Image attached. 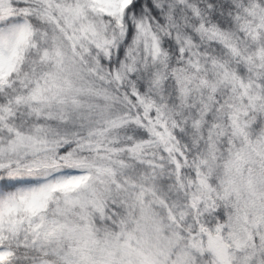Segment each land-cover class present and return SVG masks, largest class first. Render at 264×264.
I'll use <instances>...</instances> for the list:
<instances>
[{
  "label": "snow or ice",
  "instance_id": "obj_1",
  "mask_svg": "<svg viewBox=\"0 0 264 264\" xmlns=\"http://www.w3.org/2000/svg\"><path fill=\"white\" fill-rule=\"evenodd\" d=\"M0 264H264V0H0Z\"/></svg>",
  "mask_w": 264,
  "mask_h": 264
}]
</instances>
